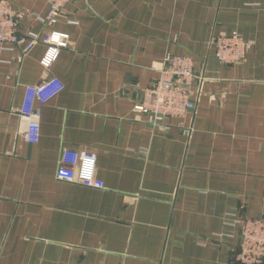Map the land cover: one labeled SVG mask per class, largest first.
<instances>
[{"label": "crops", "instance_id": "1", "mask_svg": "<svg viewBox=\"0 0 264 264\" xmlns=\"http://www.w3.org/2000/svg\"><path fill=\"white\" fill-rule=\"evenodd\" d=\"M33 49L0 47V264H237L242 221L264 216L262 0H8ZM64 45L41 64L53 32ZM251 43L241 62L213 38ZM168 53L194 61L196 108L155 124L137 106ZM58 77L37 143L26 87ZM97 154L105 188L61 180L64 150Z\"/></svg>", "mask_w": 264, "mask_h": 264}, {"label": "built area", "instance_id": "2", "mask_svg": "<svg viewBox=\"0 0 264 264\" xmlns=\"http://www.w3.org/2000/svg\"><path fill=\"white\" fill-rule=\"evenodd\" d=\"M74 0H49L50 11L42 22L54 24L62 14L63 8ZM264 5V0H262ZM24 15L15 11L8 0H0V47L11 43L29 51L38 43L39 37L20 35L19 25ZM53 32L49 47L41 64L49 69L58 58L63 47L64 37ZM216 56L224 63L241 62L251 48V43L240 34L220 35L213 38ZM194 61L188 55L168 53L158 67L159 76L146 88L137 109L148 115L154 124L170 117H184L196 108L193 80ZM65 88L58 77H50L26 87L25 98L19 116L28 119L24 131L25 139L37 143L41 135V107L57 96ZM97 154L64 150L57 169L61 180L77 181L88 187L103 189L105 183L97 176ZM237 264H264V216L242 221L240 242L234 255Z\"/></svg>", "mask_w": 264, "mask_h": 264}]
</instances>
